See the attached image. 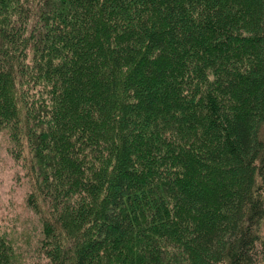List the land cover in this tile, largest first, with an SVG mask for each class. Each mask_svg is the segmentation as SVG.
<instances>
[{"label": "trees", "instance_id": "trees-1", "mask_svg": "<svg viewBox=\"0 0 264 264\" xmlns=\"http://www.w3.org/2000/svg\"><path fill=\"white\" fill-rule=\"evenodd\" d=\"M1 130L44 264H264V0H0Z\"/></svg>", "mask_w": 264, "mask_h": 264}, {"label": "rangeland", "instance_id": "rangeland-1", "mask_svg": "<svg viewBox=\"0 0 264 264\" xmlns=\"http://www.w3.org/2000/svg\"><path fill=\"white\" fill-rule=\"evenodd\" d=\"M8 133L0 131V234L10 242L14 264H44L46 257L40 247L41 221L27 204L29 178L21 158L11 151ZM264 236V216L259 224Z\"/></svg>", "mask_w": 264, "mask_h": 264}]
</instances>
